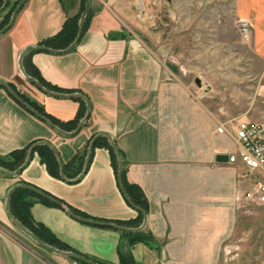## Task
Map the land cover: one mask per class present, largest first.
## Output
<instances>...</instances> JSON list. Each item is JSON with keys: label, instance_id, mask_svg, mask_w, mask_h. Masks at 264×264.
Returning <instances> with one entry per match:
<instances>
[{"label": "crops", "instance_id": "1", "mask_svg": "<svg viewBox=\"0 0 264 264\" xmlns=\"http://www.w3.org/2000/svg\"><path fill=\"white\" fill-rule=\"evenodd\" d=\"M16 1L20 2L8 0L0 22ZM229 2L238 27L241 20L250 24L247 40L240 33L242 41L264 64V0ZM119 3L90 0L93 12L72 49L32 53L30 61L39 74L64 89L52 95L26 82L19 57L79 13L80 0L24 1L11 26L0 34V79L37 100L57 119L73 118L80 101L89 116L75 133L58 132L0 85V155L47 141L65 164L96 134H107L123 156L127 181L139 186L147 200L146 224L127 231L89 224L67 212L71 206L88 218L113 224L136 217L106 148L91 149L87 170L73 183L51 176L33 152L19 174L8 176L0 170V264L75 262L37 244L10 218L6 197L20 180L61 202L62 206L36 201L30 211L71 252L108 264H119L120 252L130 254L136 264H241L240 255L250 256L251 250L227 248V242L240 223L237 212L249 211L246 206L252 201L245 192L258 172L243 175L235 126L239 120L264 123L249 115L261 111L257 96L264 93V85L238 106L235 89L228 85L223 93L214 85L207 88L199 78L193 84L166 71L148 43L124 32L116 12ZM221 124L225 128L217 133ZM218 154L228 159L217 161ZM130 232L149 238L130 242Z\"/></svg>", "mask_w": 264, "mask_h": 264}, {"label": "rangeland", "instance_id": "2", "mask_svg": "<svg viewBox=\"0 0 264 264\" xmlns=\"http://www.w3.org/2000/svg\"><path fill=\"white\" fill-rule=\"evenodd\" d=\"M119 7L113 10L124 32L148 43L166 71L223 93L228 85L238 106L264 85V64L242 41L229 0H120ZM257 101L261 111L249 115L264 121V93ZM251 203L248 213L237 212L240 223L227 248L251 250L240 255L241 264H264V205Z\"/></svg>", "mask_w": 264, "mask_h": 264}, {"label": "trees", "instance_id": "3", "mask_svg": "<svg viewBox=\"0 0 264 264\" xmlns=\"http://www.w3.org/2000/svg\"><path fill=\"white\" fill-rule=\"evenodd\" d=\"M17 3L18 1L14 2V4H12L8 8V10L4 13L3 19L0 22V29H2L8 23L11 13L16 7ZM2 4H3V0H0V6ZM6 9L7 7L3 11H5ZM83 9H84V0H80L79 13H77L74 16L66 18L61 28L56 33L41 40L40 42L37 43L36 46H31L27 48V49H30V51L24 54L21 59V67L23 71L29 77L35 79L41 86H43L44 88L48 90L60 92V91H63L64 89L47 82L39 74V71L37 70V68L30 61V56L32 55L33 52H37V51L52 52V50L54 51V50H60V49L66 48L74 40L76 36L77 30H78V24H79V17ZM3 11H1L0 14ZM92 12H93V8L90 7L86 15V22H87V19H89V17L91 16ZM85 26L86 25H84L83 31L85 29ZM26 82L32 84L28 80ZM7 84L23 101H25L29 106H31L39 115L45 117L51 123H53L54 125H56L63 131L74 130L79 125L80 121L83 119L86 113L87 107L84 105L83 101H80V105L75 115L73 116V118L68 119V120L57 119L53 117L52 115H50L49 113H47L43 109V106L40 103H38L37 100L32 99L27 93L17 89L15 85L11 83H7ZM76 99H79V98H76ZM85 122L86 121H84L82 124H84ZM89 143L81 151L76 152L67 163L62 164L63 175L67 179H74L81 173L83 166L85 164V161L87 159ZM32 144L34 143H31L22 148L13 149L12 151H10L8 154L4 156L0 155L1 172L4 175H8V176H15L19 174L21 170L23 169V167L26 165L25 161L27 157V151H28V148ZM95 146H102L107 149L109 153V157H110V162L113 167L120 190L121 188L123 189L125 195L129 198V200L131 201L133 205L147 212L148 204H147V200L145 196L143 195V192L141 191L139 186L128 182L126 179L125 161L123 159V156L120 150L118 148H116L115 150L106 136L96 137L93 140V147ZM116 151L119 153V156L121 157V160H122V171H121L120 177L117 176L118 156H117ZM33 152H36L38 154L41 162L45 164V167L51 176L61 179L57 157L49 146L45 144H38L34 147ZM81 177H79L76 180V182ZM13 186L15 187L9 194V199L7 202V209L9 210L11 215L14 217V219L18 222V224L23 229H25L27 232H29L36 241L43 242L51 246L53 249H56L59 251H69L70 248L66 244H64L58 238H56L41 223L36 222L31 215L30 209L34 202L41 201L46 204H55V203L48 201L47 199L42 197L40 194H38L35 191V190H40V189L28 184L27 182L20 180L16 182ZM40 191L44 192L43 190H40ZM67 207H68V210L71 211L75 216H78L83 219L97 221L93 218H88L84 213L76 210L75 208H72L71 206H67ZM142 220H143L142 213L140 211H137V215L134 219L116 220L114 222L121 226L135 228V227H138L142 223ZM102 226H107V225H102ZM129 234L131 235L130 242H135V241L147 242V238H149V236L145 234H141L140 232H134V233L130 232ZM74 254H76L77 257H69V258L78 264H92V263L108 264V263H104L99 260H96L94 258L88 257L86 255H81L77 253H74ZM86 260H88L89 262H87ZM119 264H136V263L132 259L130 254L120 252Z\"/></svg>", "mask_w": 264, "mask_h": 264}, {"label": "water", "instance_id": "4", "mask_svg": "<svg viewBox=\"0 0 264 264\" xmlns=\"http://www.w3.org/2000/svg\"><path fill=\"white\" fill-rule=\"evenodd\" d=\"M25 0H20V2L18 3V5L14 8V10L12 11L11 13V16H10V19L8 21V23L2 28L0 29V34L5 32L10 26L11 24L13 23L14 19H15V16L18 12V10L22 7L23 3H24ZM8 5V0H3V4L0 6V12L6 8ZM90 9V0H84V9L83 11L81 12L80 14V17H79V24H78V30H77V33H76V36L74 38V40L64 49H60V50H52V52H61V51H67V50H70L72 49L76 44L77 42L80 40L81 38V35L83 33V28H84V25H85V22H86V15L88 13ZM30 49H27V50H24L21 54H20V57H19V66H20V72L22 74V76L28 80L29 82H31L36 88H38L40 91L44 92V93H47V94H52V95H60L58 93H54L52 92L51 90H48L46 88H44L43 86H41L35 79L29 77L22 69L21 67V59L23 57L24 54H26L27 52H29ZM0 85L3 86L10 94L11 96H13L18 102H20L24 107H26L28 110H30L31 112H33L34 114H36L38 117H40L41 119H43L45 122H47L52 128H54L55 130H57L58 132H61V133H64V134H73L75 133L76 131L79 130V128L81 127L82 123L85 121V119L89 116V110L87 109L86 110V113L83 117V119L80 121L79 125L72 131H69V132H66V131H63L61 130L59 127H57L56 125H54L53 123H51L48 119H46L45 117L39 115L31 106H29L25 101H23L9 86L6 82H4L3 80L0 79ZM70 97H79V98H82V99H86L83 95H74V94H70L68 95ZM98 136H106L111 145L114 147V149L116 150V147H115V144L113 142V140L111 139V137L107 134H104V133H98L95 135V137H98ZM95 137L90 141L89 143V147H88V155H87V159L85 161V164L83 166V169L81 171V173L74 179H67L64 175H63V169H62V163H61V160L59 159V156L56 152V150L53 148V146H51V144H49L47 141H38V142H35L34 144H32L29 148H28V151H27V157H26V161H25V164L29 162L31 156H32V153H33V149L36 145L38 144H45L47 146H49L54 154L56 155L57 157V160H58V163H59V173H60V177L62 180L68 182V183H73V182H76V180L81 177L85 171L87 170V165H88V161H89V157H90V154H91V149L93 147V140L95 139ZM117 152V151H116ZM117 156H118V171H117V176L120 177L121 175V171H122V160H121V157L119 156V153L117 152ZM228 159V156L226 154H218L216 156V160L217 161H226ZM1 170V169H0ZM15 186H12L7 194V197H6V203L8 202V199H9V194L10 192L14 189ZM38 194H40L42 197H45L46 199L54 202L55 204H58L60 206H62L61 202L59 200H56V198H53L51 196H49L48 194L40 191V190H35ZM121 191L126 199V201L136 210V211H140L143 215V220H142V223L138 226V227H135V228H131V227H126V226H119L117 224H113V223H109V222H98V221H93V220H89V219H83V218H80L78 216H75L71 211L67 210V212L73 216L74 218L80 220V221H83V222H86V223H89V224H95V225H107V226H110V227H116V228H120V229H123V230H127V231H138V230H141L144 228L145 224H146V220H147V216H146V212L143 211L142 209H140L139 207L133 205L131 203V201L129 200V198L125 195L123 189L121 188ZM9 212V210H8ZM9 216L10 218L13 220V222L21 229L23 230V232H25L26 234H28L33 240H35L32 235L27 232L25 229H23L19 224L18 222L14 219V217L11 215V213L9 212ZM36 241V240H35ZM37 244L41 245L42 247L50 250V251H53L55 253H58V254H61L63 256H67V257H77L76 254H74L73 252L71 251H59V250H56V249H53L51 246L43 243V242H40V241H36ZM87 262H89L88 260H86ZM94 264V263H92Z\"/></svg>", "mask_w": 264, "mask_h": 264}, {"label": "built area", "instance_id": "5", "mask_svg": "<svg viewBox=\"0 0 264 264\" xmlns=\"http://www.w3.org/2000/svg\"><path fill=\"white\" fill-rule=\"evenodd\" d=\"M249 25L246 20L239 22V31L245 40L249 37ZM224 128L221 124L216 129L217 133H222ZM235 138L240 144V158L245 166L243 175L258 172L257 179L245 192V198L264 205V123L237 121Z\"/></svg>", "mask_w": 264, "mask_h": 264}, {"label": "flooded vegetation", "instance_id": "6", "mask_svg": "<svg viewBox=\"0 0 264 264\" xmlns=\"http://www.w3.org/2000/svg\"><path fill=\"white\" fill-rule=\"evenodd\" d=\"M4 9H5V8H4ZM4 9H3V10H4ZM3 10H2V11H3Z\"/></svg>", "mask_w": 264, "mask_h": 264}]
</instances>
